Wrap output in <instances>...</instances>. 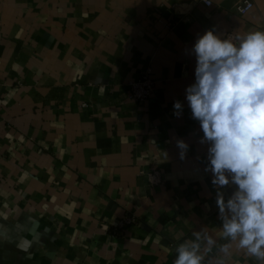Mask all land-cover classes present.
I'll use <instances>...</instances> for the list:
<instances>
[{
    "label": "crops",
    "instance_id": "1",
    "mask_svg": "<svg viewBox=\"0 0 264 264\" xmlns=\"http://www.w3.org/2000/svg\"><path fill=\"white\" fill-rule=\"evenodd\" d=\"M241 1L0 0V264H175L186 242L200 264H264L223 234L237 186L211 183L186 100L198 36L264 32V0Z\"/></svg>",
    "mask_w": 264,
    "mask_h": 264
},
{
    "label": "clouds",
    "instance_id": "2",
    "mask_svg": "<svg viewBox=\"0 0 264 264\" xmlns=\"http://www.w3.org/2000/svg\"><path fill=\"white\" fill-rule=\"evenodd\" d=\"M240 39L236 47L212 30L196 38L194 83L186 88V100L203 132L200 143L209 144L205 170L213 175L211 183L237 186L227 200L217 193L223 234L239 237L240 248L264 259V32ZM173 108L181 117L182 103L175 101ZM176 145L183 160L189 145ZM198 247L181 244L175 264H200Z\"/></svg>",
    "mask_w": 264,
    "mask_h": 264
},
{
    "label": "built area",
    "instance_id": "3",
    "mask_svg": "<svg viewBox=\"0 0 264 264\" xmlns=\"http://www.w3.org/2000/svg\"><path fill=\"white\" fill-rule=\"evenodd\" d=\"M202 3L205 7L209 8L212 5V0H202ZM252 7L253 4L250 0H242L240 3L235 5L234 10L238 15L244 16L252 9ZM173 18L172 14L168 15L166 18L168 24L172 22ZM225 40H231L234 46L239 47L238 40L234 34H227ZM128 86L130 97L137 102L147 101L152 96L154 91V83L148 72L143 74L136 81L130 82ZM148 178L151 186H158L162 183L161 174L158 170H151ZM133 222L134 220L132 218H124L120 222L119 226L123 227L130 225Z\"/></svg>",
    "mask_w": 264,
    "mask_h": 264
}]
</instances>
